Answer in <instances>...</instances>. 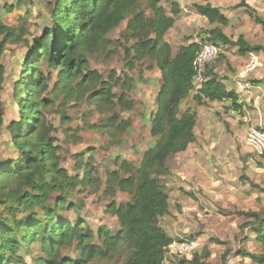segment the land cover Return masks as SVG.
I'll return each instance as SVG.
<instances>
[{
  "label": "trees",
  "instance_id": "trees-1",
  "mask_svg": "<svg viewBox=\"0 0 264 264\" xmlns=\"http://www.w3.org/2000/svg\"><path fill=\"white\" fill-rule=\"evenodd\" d=\"M140 1L56 0L50 5L52 26L42 24V35L33 37L25 71L16 82V101L12 106H16L23 117L20 122L8 126L7 130L10 146L19 152V158L0 162V264H12L14 260L25 264L22 258H17L18 253L31 249L34 244L39 245L41 256L32 258L33 264H164V249L174 240L160 224L163 218L170 215L169 195L163 178L170 175L167 167L169 159L185 152L195 142L197 120L194 109L186 107L181 110V106L194 88L192 63L199 46L194 42L181 45L173 56L172 47L166 40V33L173 28L180 12L178 4L170 3L168 15L160 0H144L152 13L151 22L141 14H136L127 22V31L135 43L125 50L126 57L134 63L146 60L154 63L160 73L161 85L155 98V108L149 115V133L153 142L143 153L138 166L122 161L125 169L122 176L118 171L107 174L104 191L113 194L117 189L129 196L125 204L111 202L106 206L105 213L118 223L116 232H110L104 226L93 232L83 220L71 221L63 216L65 211L75 210L74 204L67 202V193H73L80 184L86 188L95 184L91 176L94 168L92 164L86 165L83 178L72 176L60 168L59 148L51 136L52 128L41 120L40 110V105L47 108L50 104V100L40 99L47 89V78L40 71V62L47 60L48 67L58 71L59 82L64 83L66 93L70 95L73 88L66 84L79 78L86 68V52L105 45L106 36L126 20L127 14L134 11ZM193 7L197 15L213 26L201 33L200 43H212L219 48L237 47L240 55L261 50L260 47H250L241 37L232 42L222 31L229 25V20L218 8L209 3ZM238 7L244 8L248 17L264 30V18L258 17L244 0H240ZM13 11L12 5L4 6L5 15ZM18 32L17 35H10L9 29L0 20V35L3 36L0 61L6 42L18 38L22 30ZM82 77L83 82L85 79L88 85L99 88L90 89V96L86 98L90 104L107 105L112 111L116 106L121 110L132 108L133 103L128 100L131 88L127 79L114 103L116 97L110 85L113 74L108 82L102 81V77L94 71ZM4 83L5 68L0 62V131L4 126ZM80 85L76 87L86 89V84ZM80 95L77 100L82 99ZM239 97L234 91H228L209 68L205 83L191 97V101L194 106H202L229 100L232 108L237 109ZM120 120L114 114L103 127L127 130L128 121ZM25 123L27 127H24ZM87 129L94 131L96 127L88 125ZM87 152L93 153L94 150ZM251 187L264 193V188L253 184ZM54 193L57 198L50 203ZM182 193L190 196L187 192ZM20 214L23 215L21 218ZM239 215L251 219L250 224L245 226L251 228L255 242L264 245V216L258 213ZM194 240L191 238V241ZM212 243L222 244L218 240ZM64 249H72L74 256H62ZM229 254L226 251L221 259H226ZM238 256L253 264H264V253L254 254L242 249ZM189 258V261L186 260L188 258L181 259L179 264H207L209 253L198 255L194 252Z\"/></svg>",
  "mask_w": 264,
  "mask_h": 264
},
{
  "label": "rangeland",
  "instance_id": "rangeland-1",
  "mask_svg": "<svg viewBox=\"0 0 264 264\" xmlns=\"http://www.w3.org/2000/svg\"><path fill=\"white\" fill-rule=\"evenodd\" d=\"M205 1L217 4L227 12L231 23L223 28V31L231 41L241 37L253 44L257 43L253 46L259 45L264 49V34L242 10L235 9L237 0ZM54 2L56 0H0V20L9 29V34L17 35L18 31L22 30L18 38L6 42L0 61L5 68L2 93L4 126L0 131V162L19 158V152L10 146V133L7 130L8 126L20 122L23 117L19 109L12 106L16 101V82L25 71V62L34 43L33 37L42 35V24L52 26L50 5ZM9 5L13 6L14 11L5 15L4 6ZM161 5L167 8L168 3L162 0ZM136 14L143 15L149 23L152 20V13L145 1L141 0L135 10L127 14L126 20L106 36L105 45L93 49L92 52H86V68L79 78L66 84L73 88L70 95L66 93L64 83L59 82L58 71L49 68L47 60L40 62V71L47 78V89L40 99L50 100L47 108L40 105L41 120L52 128L51 136L55 138L59 148L60 168L78 178L85 176L86 165L92 164L94 168L91 176L95 184L90 188L80 184L73 193L68 192L67 202L74 204L75 210L65 211L63 216L71 221L83 220L84 225L90 227L93 232L100 226L106 227L110 232H116L118 223L114 217L105 213L106 206L111 202L120 205L129 201V196L116 188L113 194L104 191L107 174L118 171L122 176L125 172L122 161L138 166L143 153L153 142L149 133V115L155 108L157 90L161 85L160 73L149 60L134 63L125 55V50L135 43L127 31V22ZM197 32L199 34L200 30ZM194 33L189 32L182 39H187ZM2 38L0 35V42ZM180 40H170L174 51L178 49ZM220 51L221 58H224L225 53L231 55V60L239 56L237 49L225 52L220 48ZM90 71L96 72L104 82H108L113 74L114 79L110 85L116 97L114 103L122 92L121 85L127 79L131 88L128 100L132 101V108L121 110L116 106L112 111L107 105L90 104V100H86L90 96V89H99L98 86L88 85L85 79L82 81V76ZM80 83V86L86 84V89L77 88ZM80 94L82 99L77 100ZM185 102L188 105L189 100ZM183 105L181 110L187 106L185 103ZM114 114H117L120 121H128L127 130L103 127L106 126L105 121ZM26 118L29 120L30 117ZM26 124L24 127H27ZM88 125L96 129L88 130ZM244 137L234 136L230 143L222 144L217 154L209 155L206 159H203L204 156L197 159L194 167L188 165L185 173L187 177L193 176L191 181L183 174L178 175L181 166L178 168L176 157L171 158L167 164L170 175L163 178V184L169 195L170 215L163 218L160 224L174 241H191V238H194L197 246L195 252L198 255L209 253L207 264H253L248 259L239 257V250L244 249L254 254L264 253V245L257 244L251 228L245 226L250 224L248 222L251 219L239 215L258 213L264 216V193L251 187L253 184L264 188V158H258L245 146ZM89 149L94 152L88 153ZM186 191L191 197L182 193ZM56 198L57 194L54 193L49 202L52 203ZM22 216L19 215L20 218ZM213 240L222 244H214ZM226 251L230 254L224 255L226 259H221ZM61 253L62 256H74L72 249H64ZM38 256H41L39 245L34 244L31 249L18 253L17 258H22L25 264H33L32 258ZM12 264L19 263L14 260Z\"/></svg>",
  "mask_w": 264,
  "mask_h": 264
},
{
  "label": "crops",
  "instance_id": "crops-1",
  "mask_svg": "<svg viewBox=\"0 0 264 264\" xmlns=\"http://www.w3.org/2000/svg\"><path fill=\"white\" fill-rule=\"evenodd\" d=\"M161 1L162 0H160V5ZM165 2L168 3V6L167 8H163L166 10L168 15H170L171 11L170 3L174 2L178 4V9L180 11L176 17L173 28L166 33V40L169 44L170 40L181 39L180 43L177 45L179 47L181 45L187 46L191 42H194V40L200 41L201 33L213 27L209 25L206 19L197 15L193 7L195 4L204 5L209 2H206L205 0H165ZM244 2L254 11L258 17L264 18V0H244ZM209 4L221 11V13L229 20L228 26H230L231 20L227 15V12L220 9L221 6L217 4L213 5L212 2ZM239 4L240 0H237L234 5L235 9L237 11L242 10L248 17L245 9L238 7ZM248 19L264 34V30L260 25L256 24L249 17ZM199 30L200 33L198 34L197 31ZM189 32L197 33L189 35L190 37L187 39H182L187 36ZM244 41L250 47H260L261 50L258 52H249L244 55L237 53L239 56H233L234 60L229 58L231 55H227L225 53L224 58H221L220 56V60H216L211 68L212 72L218 77V79L226 85L227 90L234 91V82L237 75L241 72L242 67L249 59V55L253 54L261 62L262 67L250 74L246 79V84L248 85L250 91L249 97L251 105L247 106L244 103V96L242 97L239 95L240 97L239 100H237V109L232 108L231 101L229 100H225L223 102L206 103V105L202 106H194L191 101V97L195 94V92L192 91L190 97L187 99L189 100L188 105L187 102L184 103L187 105L186 107H191L194 109L197 114V120L194 127L195 142L191 144L185 152L174 156L176 157L175 160L177 161L178 168L181 166V172L178 173V175L183 174L184 177H187L185 168L188 167V165L190 167H194V165L197 163V159H201L203 156V159H206L209 155L217 154L220 151L223 143H230L232 137L234 136H245L249 127L264 128V49H262V47L259 45L253 46L257 43L253 44L247 39ZM223 49L225 52L232 51V49H237L238 52L237 47L226 46ZM177 51L178 49L176 51L172 49L173 56L177 54ZM159 87L157 93L159 91ZM184 164L185 167L183 166ZM187 178L191 181L193 176H189ZM194 179L196 180V178ZM186 196L191 197L189 195ZM186 260L189 261V259ZM164 264H179V261L176 262V260H166L164 261Z\"/></svg>",
  "mask_w": 264,
  "mask_h": 264
},
{
  "label": "built area",
  "instance_id": "built-area-1",
  "mask_svg": "<svg viewBox=\"0 0 264 264\" xmlns=\"http://www.w3.org/2000/svg\"><path fill=\"white\" fill-rule=\"evenodd\" d=\"M194 43L199 46L192 63L193 68V92H197L206 81L207 71L219 58L220 48L212 43H200L199 40H194ZM261 62L253 55H249V59L242 67L241 72L237 75L234 82V92L240 96H244V103L247 106L251 105L250 91L246 84L247 77L261 68ZM244 144L248 147L258 158L264 157V129L249 127ZM196 243L189 240L173 241L164 249V258L166 260H181L189 258L196 249Z\"/></svg>",
  "mask_w": 264,
  "mask_h": 264
}]
</instances>
